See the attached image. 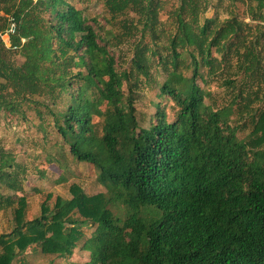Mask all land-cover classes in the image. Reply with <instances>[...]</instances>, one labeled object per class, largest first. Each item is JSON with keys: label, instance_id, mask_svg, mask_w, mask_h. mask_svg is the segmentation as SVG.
Segmentation results:
<instances>
[{"label": "trees", "instance_id": "1", "mask_svg": "<svg viewBox=\"0 0 264 264\" xmlns=\"http://www.w3.org/2000/svg\"><path fill=\"white\" fill-rule=\"evenodd\" d=\"M103 1L122 31L73 0H0V33L8 16L17 21L10 46L0 36V120L53 124L65 153L106 188L73 184L72 198L26 219L28 167L0 144V212L14 209L16 223L0 235V264H24L29 247L64 264H264V108L253 107L264 100V0H241L250 21L233 9L206 15L223 0H178L166 42L167 0ZM131 37L121 70L111 48ZM141 75L159 97L148 127L136 105ZM79 245L89 259L70 261Z\"/></svg>", "mask_w": 264, "mask_h": 264}, {"label": "rangeland", "instance_id": "2", "mask_svg": "<svg viewBox=\"0 0 264 264\" xmlns=\"http://www.w3.org/2000/svg\"><path fill=\"white\" fill-rule=\"evenodd\" d=\"M73 1L78 7L84 10L90 19L97 18L100 23L105 25L106 30L111 32L123 30L117 24L108 21L110 15L106 10L103 0ZM214 3H217V0H214ZM220 4L223 5L211 7L206 15L212 17L219 12L221 17L225 18L228 16V10L233 9L238 12L241 18L250 21L247 14V6L243 1L223 0ZM176 5H178V0H167L165 8L162 10L163 42H166L168 35L174 30L172 20L168 16L169 11ZM262 23L264 24V22ZM4 40L9 44L10 40H8L7 35L4 36ZM135 44L136 38L131 37L120 45L111 48V52L115 55L121 70L130 67V59L133 56ZM262 48L264 54V41ZM11 57L14 64H21L24 61L20 52L14 48L13 50L11 49ZM152 69L155 79L162 81L164 76L160 72V68L154 67ZM141 78L136 105L141 125L148 127L152 115L156 112V102L159 101V97L156 95V90L145 82L143 75H141ZM210 87L215 93L218 104L227 103L226 100L230 99L229 94L225 90V87L221 85L220 81H214ZM125 88H127V84H125ZM262 95H264V90L260 93V96ZM165 101L167 102L168 100ZM168 105V110L171 114L173 112V102L169 101ZM253 107L254 109L258 107L264 108V100L256 99L253 102ZM231 120L233 124L243 122L241 119L238 122L235 118ZM53 130V124H45L42 127L38 120L35 123H27L21 120H8L5 118L0 120V144L16 153L18 160L25 163L28 167L25 183V192L27 195L26 219L40 216L44 202H47L50 207H53L56 198L59 196L66 199L72 198L71 186L73 184H79L88 194L106 191V188L98 182V172L94 167L89 163L74 160L71 154L67 155L63 147L60 146L62 143L60 136ZM249 131L250 128L247 127L239 136H246ZM65 147L67 151L68 147L66 145ZM114 210L117 211L118 209L114 208ZM15 225L14 209L0 212V235L12 231ZM93 229L94 227L91 222L83 225L86 237L91 235ZM89 256L90 252L83 250L79 245L73 251L70 261L84 262L89 259ZM23 259L25 260L24 264H64L66 262V260L60 257L46 255L41 249L36 247H29L23 255Z\"/></svg>", "mask_w": 264, "mask_h": 264}, {"label": "built area", "instance_id": "3", "mask_svg": "<svg viewBox=\"0 0 264 264\" xmlns=\"http://www.w3.org/2000/svg\"><path fill=\"white\" fill-rule=\"evenodd\" d=\"M8 17H9V19H8V26H7V29H6L5 32L0 33V36H1V38H2L3 40H4V36H5V35H7V36H8V40H10V36H12L13 34H15V33L17 32V21H16L15 17H13V16H11V15L8 16ZM4 41H5V43H6L8 46L11 45L10 41H9V44L7 43L6 40H4ZM22 41L25 42L26 39L23 38ZM13 48H14V49H17V48H18V45H14Z\"/></svg>", "mask_w": 264, "mask_h": 264}]
</instances>
